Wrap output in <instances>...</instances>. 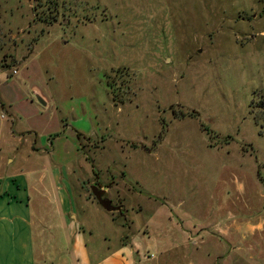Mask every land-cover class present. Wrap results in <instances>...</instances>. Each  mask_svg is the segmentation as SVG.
I'll return each mask as SVG.
<instances>
[{"label": "rangeland", "instance_id": "374dc122", "mask_svg": "<svg viewBox=\"0 0 264 264\" xmlns=\"http://www.w3.org/2000/svg\"><path fill=\"white\" fill-rule=\"evenodd\" d=\"M24 166L77 210L108 188L145 258L264 264V0H0V172Z\"/></svg>", "mask_w": 264, "mask_h": 264}, {"label": "crops", "instance_id": "0c3cea01", "mask_svg": "<svg viewBox=\"0 0 264 264\" xmlns=\"http://www.w3.org/2000/svg\"><path fill=\"white\" fill-rule=\"evenodd\" d=\"M45 174L34 166L0 172V264H167L157 254L145 258L128 237L121 240L122 224L93 196L86 192V205L77 210L60 176L46 186ZM114 231L116 244L110 242Z\"/></svg>", "mask_w": 264, "mask_h": 264}, {"label": "water", "instance_id": "95a60500", "mask_svg": "<svg viewBox=\"0 0 264 264\" xmlns=\"http://www.w3.org/2000/svg\"><path fill=\"white\" fill-rule=\"evenodd\" d=\"M90 189L98 203L106 210H113L115 209V207H117L115 205H112L111 200L105 195V190L103 188L99 187L96 184H91Z\"/></svg>", "mask_w": 264, "mask_h": 264}, {"label": "built area", "instance_id": "2783aa9c", "mask_svg": "<svg viewBox=\"0 0 264 264\" xmlns=\"http://www.w3.org/2000/svg\"><path fill=\"white\" fill-rule=\"evenodd\" d=\"M13 72H16V70L14 69Z\"/></svg>", "mask_w": 264, "mask_h": 264}]
</instances>
